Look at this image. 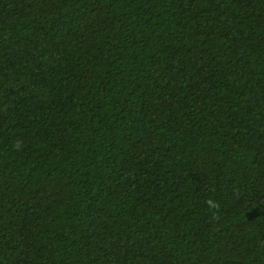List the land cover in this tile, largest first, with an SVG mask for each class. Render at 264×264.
<instances>
[{
	"label": "trees",
	"instance_id": "obj_1",
	"mask_svg": "<svg viewBox=\"0 0 264 264\" xmlns=\"http://www.w3.org/2000/svg\"><path fill=\"white\" fill-rule=\"evenodd\" d=\"M0 264H264V0H0Z\"/></svg>",
	"mask_w": 264,
	"mask_h": 264
}]
</instances>
